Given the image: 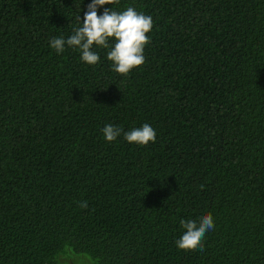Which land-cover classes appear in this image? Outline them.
<instances>
[{"label": "trees", "instance_id": "16d2710c", "mask_svg": "<svg viewBox=\"0 0 264 264\" xmlns=\"http://www.w3.org/2000/svg\"><path fill=\"white\" fill-rule=\"evenodd\" d=\"M91 2L0 0V264H264V0L98 6L152 17L127 75L114 37L95 65L50 46ZM145 123L155 142L104 138Z\"/></svg>", "mask_w": 264, "mask_h": 264}, {"label": "clouds", "instance_id": "9594fccd", "mask_svg": "<svg viewBox=\"0 0 264 264\" xmlns=\"http://www.w3.org/2000/svg\"><path fill=\"white\" fill-rule=\"evenodd\" d=\"M117 2L118 0H92L84 13L82 26L74 29V33L66 41L63 37L53 38L50 46L57 53L64 51L65 44L78 47L82 53V61L95 65L100 57L92 50L93 45L107 47L109 38L114 37L116 42L107 54L108 60L113 62L114 71L127 75L133 68L141 66L145 62L144 48L150 42L147 33L153 27L152 17L138 13L132 7L119 13L105 9L102 15H98V6L114 5ZM77 19L81 21L80 16ZM122 133L130 143L147 145L156 140L155 130L147 123L127 132L112 124L103 128L104 138L108 142L116 140ZM80 206L86 208L87 202H81ZM180 223L186 229L176 241L178 248L182 250H195L198 246L202 248L206 232L214 228V218L210 213L203 215L199 222L181 220Z\"/></svg>", "mask_w": 264, "mask_h": 264}]
</instances>
